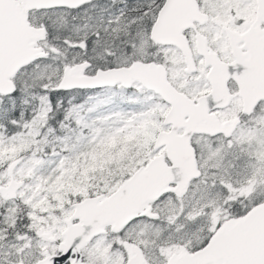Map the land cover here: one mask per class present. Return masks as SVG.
I'll return each mask as SVG.
<instances>
[{
	"label": "snow or ice",
	"instance_id": "1",
	"mask_svg": "<svg viewBox=\"0 0 264 264\" xmlns=\"http://www.w3.org/2000/svg\"><path fill=\"white\" fill-rule=\"evenodd\" d=\"M0 264H264V0H0Z\"/></svg>",
	"mask_w": 264,
	"mask_h": 264
}]
</instances>
